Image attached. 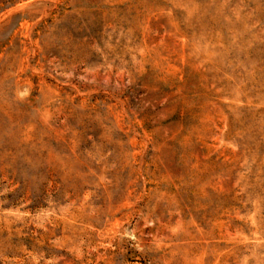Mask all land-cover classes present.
Instances as JSON below:
<instances>
[{
    "label": "rangeland",
    "instance_id": "1",
    "mask_svg": "<svg viewBox=\"0 0 264 264\" xmlns=\"http://www.w3.org/2000/svg\"><path fill=\"white\" fill-rule=\"evenodd\" d=\"M0 264H264V0H0Z\"/></svg>",
    "mask_w": 264,
    "mask_h": 264
}]
</instances>
